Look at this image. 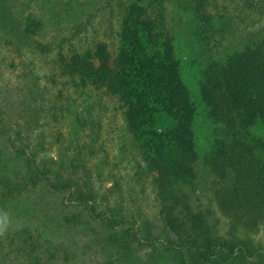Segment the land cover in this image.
Here are the masks:
<instances>
[{
    "label": "rangeland",
    "instance_id": "rangeland-1",
    "mask_svg": "<svg viewBox=\"0 0 264 264\" xmlns=\"http://www.w3.org/2000/svg\"><path fill=\"white\" fill-rule=\"evenodd\" d=\"M139 1L141 13L156 18L154 30L159 28L166 34L157 47L175 54L180 82L193 105L189 110L192 158L185 161L188 168L180 189L193 194L189 199L195 197L194 204L200 209L210 207L219 217V233H226L229 221L212 204L208 181L219 179L211 170V151L218 141L225 140L227 127L209 117L196 80L209 64H222L249 44L264 42V0L257 6H250L247 0H165L164 11L158 13L167 24L165 29L155 16L159 9L153 10L156 2ZM135 2L0 0V177L13 181L16 170L19 176L25 172L15 161L12 146L36 153L35 160L41 158L51 168L59 161L68 166L69 159L75 160V151L66 148L64 133L71 113L61 109L68 103L76 105V109L70 105L68 112L72 108L80 112L81 107L89 105L92 118H98L94 128H100L96 146H101L100 153L87 160L94 171L90 170L91 176L87 168H75L82 179L86 175V186L95 195L92 212L87 206L69 204L62 195L49 194L42 185L0 207V221L6 217V226L0 232V264H179V255L164 246L165 238L172 236L160 230L156 217L154 155L127 130L120 95L107 93L103 87L81 88L64 67L72 65L67 61L70 55L94 52L100 43L114 53L120 23ZM28 15L40 22L39 32L32 37L22 30ZM32 106L37 113L39 109L41 117L28 131L31 125L24 120L27 112L33 114L29 110ZM251 131L264 141L262 130L253 127ZM259 155L264 160V152ZM72 216L77 220H71ZM122 216L148 222L157 240L118 250L110 243L104 245L110 231L105 226L106 218ZM230 231L235 239L251 242L259 258L264 259V225L252 231Z\"/></svg>",
    "mask_w": 264,
    "mask_h": 264
},
{
    "label": "trees",
    "instance_id": "trees-1",
    "mask_svg": "<svg viewBox=\"0 0 264 264\" xmlns=\"http://www.w3.org/2000/svg\"><path fill=\"white\" fill-rule=\"evenodd\" d=\"M151 1L156 2L157 8L153 10L160 11L157 10L155 16L165 29L167 24L158 15L164 11L165 0ZM138 2L136 0L129 8L127 18L120 23L114 53H109L106 45L100 43L94 52L72 54L67 59L72 65H64L70 70L68 76L81 88L103 87L107 93L120 95L127 130L141 139L154 155L156 175L152 185L156 217L161 223L160 230L172 236L165 238L164 246L179 255V264L252 261L264 264L251 242L235 239L230 231H252L264 225V160L259 155L264 152V141L251 131L258 127L264 132V42L249 44L222 64H209L196 80L209 117L227 127L225 140L218 141L211 151V170L219 179L208 181L212 204L229 221L228 231L219 233V217L214 211L210 207L200 209L194 204L195 197L189 199L193 194L180 189L181 178L188 168L185 161L188 163L192 158L189 110L193 105L180 82L175 54L170 50L166 54L165 48L157 47L166 34L159 28L154 30L156 18L151 14L143 15ZM247 3L257 6L260 0H247ZM22 24L26 36L39 32L36 29L40 28V22L32 15L25 17ZM95 60H98L96 64ZM70 105L76 109L75 103L61 109L65 114L71 113L64 133L66 148L75 151V160L69 159L68 166L59 161L51 168L41 158L35 160L36 153L12 146L15 161L22 164L25 172L19 176L20 171L16 170L13 181L0 177V207L9 199L42 185L49 194L62 195L69 204L94 210L95 195L87 187L89 180L84 181L86 175L84 179L79 177L75 168L82 171L87 168L90 176L94 172L87 160L101 151V146H96L100 128H94L99 122L97 116L93 121L89 105L81 107L80 112L73 108L68 112ZM29 110L33 114L29 116L27 112L24 121L31 125L28 131H32L41 115L33 106ZM8 140L12 144L13 139ZM253 149L259 152L252 154ZM61 170L68 174H62ZM72 219L77 220L74 216ZM106 219L105 226L110 231L103 239L104 245L110 243L115 250L157 240L153 227L146 221L137 222L135 218L123 216ZM126 223L129 226L123 227Z\"/></svg>",
    "mask_w": 264,
    "mask_h": 264
},
{
    "label": "clouds",
    "instance_id": "clouds-1",
    "mask_svg": "<svg viewBox=\"0 0 264 264\" xmlns=\"http://www.w3.org/2000/svg\"><path fill=\"white\" fill-rule=\"evenodd\" d=\"M5 226H6V217L4 218L3 221H0V232L3 231Z\"/></svg>",
    "mask_w": 264,
    "mask_h": 264
}]
</instances>
